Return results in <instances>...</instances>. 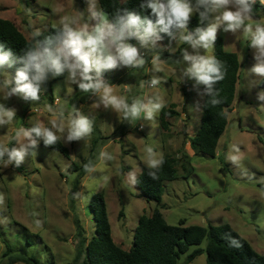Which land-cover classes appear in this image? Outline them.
<instances>
[{
    "label": "rangeland",
    "instance_id": "374dc122",
    "mask_svg": "<svg viewBox=\"0 0 264 264\" xmlns=\"http://www.w3.org/2000/svg\"><path fill=\"white\" fill-rule=\"evenodd\" d=\"M192 3L195 5L196 0ZM232 7H238L235 1ZM102 13L105 12L99 0H0V19L13 22L29 40L36 31L42 34L52 27L62 28L64 18L72 27L95 25ZM217 15L210 12L206 27ZM107 18L111 23L108 15ZM254 22L264 24V16L251 17L245 23L254 25ZM180 36L178 29L170 39L159 38L154 43L150 40L146 45L133 38L129 42L146 60L143 67L121 64L113 69H101L98 76L95 70L92 72L94 78L111 84L112 94L124 98L129 105L136 100L147 104L158 96L164 107L153 113L151 119L143 114L136 120L124 118L111 105L106 107L99 95L81 91L79 76L74 82L68 70L59 76L48 73L42 81L46 83L40 99L28 100L11 92L15 87L14 77L0 64V81L12 80L7 89L0 84V104L16 112L10 123L0 124V145L9 150L24 149L18 168L14 162L5 167L0 161V196L3 197L0 264L8 260L5 257L8 245L16 253L37 258L41 264H81V261L75 263L79 244L77 222L90 239L97 229L90 203L98 194L104 197L114 242L129 251L139 218L151 216L157 207L136 185L143 169H152L147 164V147L153 149L159 160L171 156L178 161L179 178L164 183L159 205L169 225L177 226L181 220L186 221V226L229 224L256 252L264 255V87L260 85L264 75L252 71L264 64V53L251 46V38L243 26L235 31H225L223 25L217 29L216 38H222L225 51L238 56L240 72L228 126L220 138L216 156L211 157L196 153L191 147L201 126L206 93L203 82L185 75L189 62L184 60L183 53L214 56L215 41L206 50L202 46L193 48L181 41ZM155 57L159 59L154 65ZM152 79L160 83L153 87ZM49 105L54 111L48 110ZM172 106L179 116L169 118L170 129L164 131L160 114ZM74 108L93 122L92 131L69 139L68 121ZM53 120L63 128V132L53 131L69 150V158L43 144L44 138L34 133V147L22 133L17 142L16 133L21 128H52ZM90 155L95 166L73 192L77 174L70 166L81 165ZM233 156L237 158L233 160ZM3 159H8L7 153ZM206 245L207 241L192 247L179 264H185L188 254L197 248L205 249ZM206 260L203 254L188 264H206Z\"/></svg>",
    "mask_w": 264,
    "mask_h": 264
},
{
    "label": "clouds",
    "instance_id": "9594fccd",
    "mask_svg": "<svg viewBox=\"0 0 264 264\" xmlns=\"http://www.w3.org/2000/svg\"><path fill=\"white\" fill-rule=\"evenodd\" d=\"M233 3L234 0H196V4L193 5L192 0H144L141 8L150 9L151 15L156 18L155 23L148 16L142 17L127 9H120L116 12L114 23L108 21L105 13L101 14L99 23L95 25L85 23L82 27H72L68 19L64 18L62 28L57 30L58 35L47 38L44 43L35 40V37L40 35L39 31L33 33V45L27 51L24 67L16 71L15 87L11 89V92L22 94L26 99L31 98L33 101H38L41 92L40 84L47 78L48 73L59 76L68 70L70 79L74 82L79 76L78 86L81 91L85 93L91 91L99 95L106 107L111 105L117 112H122L124 118L136 120L143 114L151 119L153 113L159 112L164 107L158 96L147 104L136 100L129 105L124 98L112 94L111 84L94 78L92 72L95 70L98 76L101 69H113L121 64L133 68L143 67L146 60L140 55L139 49L129 41L136 38L142 45H146L150 40L154 43L155 39L160 38L157 34V26L160 31L169 34L171 28H178L181 30V41L191 44L193 48L202 46L206 50L212 48L216 40L217 29L221 25L224 26L225 31H235L243 26L245 33L251 38V46L264 53V24L245 23L252 17V9L247 4V0H235V4L238 5L235 9L232 7ZM261 4H264V0H261ZM201 6L205 8L204 12H199L201 23L207 17L208 12H216L219 15L207 27H197L190 32L188 23ZM253 26H255L254 31ZM183 58L189 62V66L184 70L185 75L195 77L209 87L212 83L224 78L220 71L221 65L214 56L189 55L185 51ZM158 59L159 57L153 59L154 65ZM7 60V54L0 56V64ZM252 71L264 75V64L256 66ZM11 83L10 79L0 81L5 89ZM159 83L158 79L151 80L153 87ZM48 110L54 111L51 105L48 106ZM60 112L62 114L63 109H60ZM73 112L74 114L68 121V138L77 139L88 135L92 131L93 122L75 108ZM15 115L14 109H7L0 104V124L10 123ZM51 123L52 128L40 126H34L29 130L21 128L16 133L17 142H20L22 133L23 138H26L29 145L34 147L36 145V140L32 138L34 133L37 137H43L45 144H55L59 137L53 129L63 132V128L58 126L55 120ZM146 152L148 154L147 164L150 168H156L162 163L155 157L151 147H147ZM5 153L8 155L7 160L3 159ZM23 156V148L9 150L5 145H0V161L4 162L5 167L13 165V162L15 167H20ZM236 158L232 157L233 160ZM109 159L113 157L109 156ZM2 202L3 197L0 196V203Z\"/></svg>",
    "mask_w": 264,
    "mask_h": 264
},
{
    "label": "trees",
    "instance_id": "16d2710c",
    "mask_svg": "<svg viewBox=\"0 0 264 264\" xmlns=\"http://www.w3.org/2000/svg\"><path fill=\"white\" fill-rule=\"evenodd\" d=\"M143 2L144 0H99V5L102 11L108 15L111 23L115 22L116 12L120 9L136 12L142 17L148 16L155 23L156 18L151 15L150 9L141 8ZM247 4L251 6L252 18L259 19L264 16V4L258 0H247ZM200 9V12L205 11L203 6ZM209 16L210 12L207 13V17L202 23L199 20V15L191 18L188 28L206 27ZM58 29L52 27L49 31L36 36L35 40L44 43L47 38L58 35ZM169 31L170 34L160 31L158 26L159 37L162 40L170 39L178 31V28L173 27ZM33 42V39L26 38L13 22L0 19V56L8 55V60L2 65L13 77L18 69L24 67L27 51ZM214 57L221 65L220 71L224 78L212 83L211 87L203 83L206 94L201 126L196 137L191 141V147L196 153L211 157L216 156L220 138L228 126V113L235 100L240 72L238 56L225 51L223 40L220 37L215 40ZM45 83L46 81L41 82V91ZM260 85L264 87V79ZM173 107L161 111L160 126L164 131L170 129L169 118L179 116ZM38 140L42 142V139ZM47 146L60 151L67 158L70 156L69 150L60 140H57L55 144H47ZM161 161L162 163L156 168L143 169L136 180V185L140 188L142 195L148 200L156 202L157 207L151 216L142 215L139 218L131 249L126 251L114 242L106 203L103 195L98 194L92 198L90 203L93 220L97 224V229L90 239L85 237V230L80 222H77L79 244L75 263L81 261V264H179L182 256L186 255L192 247L200 246L207 241L205 249L197 248L188 254L185 264L193 262L203 254L207 256L206 264H264V255L256 252L248 241L242 238L229 224L209 225L208 227L186 226V221L181 220L177 226L169 225L161 213L159 205L164 194V183L179 178L178 161L171 156H164ZM94 166L93 155H90L81 165L71 164V171L77 174L73 192H76L80 180ZM7 248L5 257L8 260L5 264L20 262L41 264L33 256L26 257L16 253L10 245Z\"/></svg>",
    "mask_w": 264,
    "mask_h": 264
},
{
    "label": "built area",
    "instance_id": "2783aa9c",
    "mask_svg": "<svg viewBox=\"0 0 264 264\" xmlns=\"http://www.w3.org/2000/svg\"><path fill=\"white\" fill-rule=\"evenodd\" d=\"M261 3V0H258ZM141 129V128H140Z\"/></svg>",
    "mask_w": 264,
    "mask_h": 264
}]
</instances>
